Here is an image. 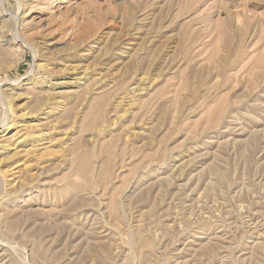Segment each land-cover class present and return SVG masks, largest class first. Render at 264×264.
<instances>
[{
  "label": "rangeland",
  "instance_id": "1",
  "mask_svg": "<svg viewBox=\"0 0 264 264\" xmlns=\"http://www.w3.org/2000/svg\"><path fill=\"white\" fill-rule=\"evenodd\" d=\"M0 140V264H264V0H0Z\"/></svg>",
  "mask_w": 264,
  "mask_h": 264
},
{
  "label": "bare ground",
  "instance_id": "2",
  "mask_svg": "<svg viewBox=\"0 0 264 264\" xmlns=\"http://www.w3.org/2000/svg\"><path fill=\"white\" fill-rule=\"evenodd\" d=\"M7 123V122H6ZM2 125H7V124H4V123H2ZM10 125V124H9ZM4 126H2V127H4ZM3 130H6V127L3 129ZM21 130H18L17 132H16V134L18 133V132H20ZM23 139V138H22ZM1 141V140H0ZM18 142H20V141H17V143ZM264 147V146H263ZM263 147H262V149H263ZM10 175L12 176L11 178H10V180H11V182H13V185L14 184H17L18 182H19V177H20V169H18V168H15L11 173H10ZM4 178V177H3ZM254 200V199H253ZM262 200V199H261ZM242 204V203H241ZM258 204V203H257ZM255 206V205H254ZM9 210V209H8ZM11 211V210H10ZM248 211V210H247ZM202 212V211H201ZM243 214V213H242ZM250 214V213H249ZM195 216V215H194ZM203 216V215H202ZM247 216V215H246ZM262 216V215H261ZM224 218V217H223ZM87 220V219H86ZM248 220V219H247ZM224 221V220H223ZM13 222V220L12 219H10V218H8L7 219V224H10L11 225V223ZM223 223V222H222ZM256 224V223H255ZM205 227V226H204ZM258 229V228H257ZM256 232V231H255ZM89 233H92V234H94V232H92V230H90V232ZM96 234V233H95ZM253 234V233H252ZM250 235V234H249ZM0 245H1V248L0 249H5V250H7L8 249V247H6V246H4L3 245V243H0ZM5 247V248H4ZM11 251V250H10ZM217 251V250H216ZM13 253V252H12ZM13 261V260H12ZM12 263V262H11Z\"/></svg>",
  "mask_w": 264,
  "mask_h": 264
}]
</instances>
